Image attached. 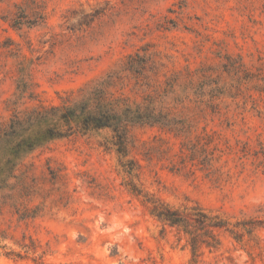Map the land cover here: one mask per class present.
I'll return each instance as SVG.
<instances>
[{"label":"rangeland","instance_id":"rangeland-1","mask_svg":"<svg viewBox=\"0 0 264 264\" xmlns=\"http://www.w3.org/2000/svg\"><path fill=\"white\" fill-rule=\"evenodd\" d=\"M145 51L161 89L168 76L172 93L195 89L175 97L182 133L130 126L121 161L109 130L74 132L10 165L2 132L16 109L68 103ZM150 198L262 224L241 241L221 229L194 257ZM260 204L264 0H0V264H264Z\"/></svg>","mask_w":264,"mask_h":264},{"label":"trees","instance_id":"trees-1","mask_svg":"<svg viewBox=\"0 0 264 264\" xmlns=\"http://www.w3.org/2000/svg\"><path fill=\"white\" fill-rule=\"evenodd\" d=\"M22 24V19H18L14 20L12 26L20 28ZM153 57V53L148 51L144 54H129L119 67L87 83L79 90L78 96L68 103L16 109L2 132L9 141L10 165H15L23 154L35 147L74 132L109 130L111 143L121 161L128 155L130 126L160 125L182 133V126H179L180 122L172 110L158 116L154 114L155 109L142 107L138 100L126 92L128 88L135 94L140 92L142 100H145L147 97L143 93L149 90L152 95L159 96L167 95L173 89L176 79L172 80L171 76L165 79L162 89L153 76L151 77L150 74L156 76L162 67V63L155 61ZM23 95L24 89H20L12 104H18ZM97 109L100 111L97 112ZM147 201L152 216L164 225L177 228L187 237L194 257L202 246L216 249L221 245V229L229 232L235 240L241 241L244 232L251 234L262 224L256 217L230 222L219 214L207 211L197 202L174 207L160 199L150 198ZM258 208L262 210L264 205L260 204Z\"/></svg>","mask_w":264,"mask_h":264},{"label":"clouds","instance_id":"clouds-1","mask_svg":"<svg viewBox=\"0 0 264 264\" xmlns=\"http://www.w3.org/2000/svg\"><path fill=\"white\" fill-rule=\"evenodd\" d=\"M195 89L190 90L187 93H179V92H175V93H168L167 95H159V96H155L151 94V90L143 93V95H145L147 97V99L145 100H140L138 101L139 103H141L142 107H148L149 110L151 109H155V113L156 115L160 116L161 114H166L169 110H172L174 108L177 107V105L175 104V97L177 95H188L191 96V91H193ZM100 109H97V112H99Z\"/></svg>","mask_w":264,"mask_h":264}]
</instances>
